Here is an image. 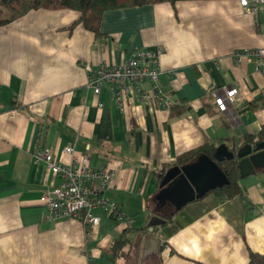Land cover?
<instances>
[{
    "label": "crops",
    "instance_id": "crops-1",
    "mask_svg": "<svg viewBox=\"0 0 264 264\" xmlns=\"http://www.w3.org/2000/svg\"><path fill=\"white\" fill-rule=\"evenodd\" d=\"M77 17L33 9L0 25V264H246L249 251L264 256V165L239 178L241 197L207 191L174 212L153 199L177 156L203 144L235 147L264 123V62L248 53L264 47V12L238 0L153 2L104 11L98 37ZM142 48L159 51L157 88L171 96L168 110L134 98L118 107L108 83L98 93L87 85V70ZM222 88L236 89L225 111L212 99ZM68 145L111 173L104 195L130 218L128 228L99 208L88 232L78 219L47 216L38 198L58 180L33 153L47 147L67 162L60 152ZM166 214L171 222L151 232ZM138 233L155 237L156 253L142 237L135 242ZM119 237L129 244L117 253Z\"/></svg>",
    "mask_w": 264,
    "mask_h": 264
},
{
    "label": "built area",
    "instance_id": "built-area-1",
    "mask_svg": "<svg viewBox=\"0 0 264 264\" xmlns=\"http://www.w3.org/2000/svg\"><path fill=\"white\" fill-rule=\"evenodd\" d=\"M238 3L254 13L256 2L238 0ZM259 3H263V0L257 2V5ZM248 53L259 64L264 62V47ZM87 71L86 82L92 91L98 93L101 85L108 83L111 98L118 107H122L126 98H134L162 110H168L174 103L169 94L157 88V79L161 73L158 50L138 49L115 65H99ZM143 82H148L150 88H141ZM235 94L234 88H222V95L213 92L212 99L219 111H225L234 100ZM64 154L69 157L67 162H63L59 156L55 157L47 147H40L33 153L34 159L41 161L58 180L56 185H52L38 198L47 216L51 219H78L88 232L89 226L99 222V217L92 213L94 208H99L128 228L130 218L104 195L111 187V173L105 167L91 166L87 158L76 155L70 145L62 148L60 155ZM159 244L165 246L163 238H160Z\"/></svg>",
    "mask_w": 264,
    "mask_h": 264
},
{
    "label": "trees",
    "instance_id": "trees-1",
    "mask_svg": "<svg viewBox=\"0 0 264 264\" xmlns=\"http://www.w3.org/2000/svg\"><path fill=\"white\" fill-rule=\"evenodd\" d=\"M167 1L174 3L180 0H0V25L7 24L25 12L33 9H69L76 11L78 17L76 22L90 32L94 37L101 35L99 30V22L104 11L116 8L142 6L144 4ZM264 141V123L261 125L259 131L255 135H246L241 143L235 147H230L233 153L237 148L248 143ZM215 146L213 144H203L197 148L191 149L176 157L174 163L170 166H180L193 161L196 156L203 154L212 159V153ZM237 160L235 158L216 162L220 171L227 179V183L221 187H216L209 190L218 196L220 200H227L233 197H241L242 189L238 184V174L236 168ZM164 212V211H163ZM162 212V213H163ZM167 218L163 223L152 225L149 230L153 232L155 229H160L163 225L170 223V218ZM148 227H143L145 231ZM129 243L126 238L119 237L111 244V249L114 252H120ZM246 264H264V256L256 252H248V259Z\"/></svg>",
    "mask_w": 264,
    "mask_h": 264
},
{
    "label": "water",
    "instance_id": "water-1",
    "mask_svg": "<svg viewBox=\"0 0 264 264\" xmlns=\"http://www.w3.org/2000/svg\"><path fill=\"white\" fill-rule=\"evenodd\" d=\"M232 158L237 160L239 178L253 175L256 168L264 165V141L242 145L234 153L227 149L225 144H218L212 153L213 160L200 155L190 163L171 166L165 171L159 184V191L153 199L159 206L171 203L173 212L179 210L186 203L201 198L207 191L226 184V177L214 161L220 162ZM141 237L143 242L148 247H152L156 253L158 242L155 237L138 233L135 242L137 243Z\"/></svg>",
    "mask_w": 264,
    "mask_h": 264
},
{
    "label": "rangeland",
    "instance_id": "rangeland-1",
    "mask_svg": "<svg viewBox=\"0 0 264 264\" xmlns=\"http://www.w3.org/2000/svg\"><path fill=\"white\" fill-rule=\"evenodd\" d=\"M260 1H262V0H254V1H251L250 3H254V2H256L255 3V9H254V13H258V12H264V5H261V4H264V2L263 3H259V5H257V2H260ZM253 13V12H252Z\"/></svg>",
    "mask_w": 264,
    "mask_h": 264
}]
</instances>
